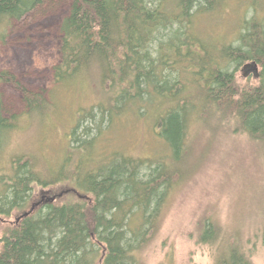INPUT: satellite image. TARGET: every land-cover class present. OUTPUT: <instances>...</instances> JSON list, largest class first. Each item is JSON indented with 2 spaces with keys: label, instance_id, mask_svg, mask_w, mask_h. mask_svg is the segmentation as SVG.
Listing matches in <instances>:
<instances>
[{
  "label": "trees",
  "instance_id": "16d2710c",
  "mask_svg": "<svg viewBox=\"0 0 264 264\" xmlns=\"http://www.w3.org/2000/svg\"><path fill=\"white\" fill-rule=\"evenodd\" d=\"M45 1L0 0V41L12 21ZM225 3L73 0L60 25L54 82L73 89L86 83L102 98L80 114L70 134L67 160L78 152L81 164L69 172L67 163L56 176L42 178L31 158L13 157L9 171L2 168L3 147L19 117L4 115L0 92V218L29 211L38 185H68L20 221L4 225L0 264H146L143 252L154 242L171 192L186 174L180 164L191 123L202 115L214 113L262 144L264 153V0L243 2L245 11L233 26L236 37L208 43L196 25ZM249 63L258 66L256 83H240L238 73ZM0 83L21 91L30 116L50 109V101L11 72L0 71ZM127 114L151 116L153 132L168 153L142 158L117 151L83 166L84 152L93 154L100 133ZM260 238L264 242V224L246 241L209 218L198 227V242L214 248V264H255Z\"/></svg>",
  "mask_w": 264,
  "mask_h": 264
},
{
  "label": "rangeland",
  "instance_id": "374dc122",
  "mask_svg": "<svg viewBox=\"0 0 264 264\" xmlns=\"http://www.w3.org/2000/svg\"><path fill=\"white\" fill-rule=\"evenodd\" d=\"M244 1L248 0H226L219 12L197 23V31L201 30L212 44L223 43L230 35L236 37L238 30L233 26L237 16L245 11ZM72 2L45 1L23 19L12 21L6 40L0 41V71L11 72L22 85L51 104L44 116L41 112L30 116L21 91L13 84L0 83L4 115L19 117L10 141L3 147L5 171H9L12 158L19 156L36 162V171L42 178L52 173L56 176L67 163L69 172L81 164L78 152H72L77 154L73 160H67L73 149L70 134L78 125L80 114L102 96L86 83L73 89L54 82L53 67L60 54V25ZM244 72L242 67L237 76L240 83L247 80L256 83L253 71ZM196 121L191 123L190 144L180 164L186 171L185 177L179 179L171 192L161 229L143 252L146 264H214L213 246L198 242V227L205 218L214 220L225 232L241 233L244 241L248 237L255 239V233L263 227V145L246 133L235 132L233 125L222 122L214 113L202 115ZM153 130L157 133L149 115L127 114L117 118L100 133L93 154L84 152L83 166L94 163L101 154L112 156L117 151L142 158L163 156L168 149ZM65 188H68L65 183L36 186L25 210L41 195L48 198ZM21 214L0 218L5 219L0 220V237L4 225ZM257 243L253 260L255 264H264V242L260 238Z\"/></svg>",
  "mask_w": 264,
  "mask_h": 264
},
{
  "label": "flooded vegetation",
  "instance_id": "af4514ba",
  "mask_svg": "<svg viewBox=\"0 0 264 264\" xmlns=\"http://www.w3.org/2000/svg\"><path fill=\"white\" fill-rule=\"evenodd\" d=\"M252 71H253V70L249 67L248 69H246V71H245L244 73L251 74ZM44 196H45V195H41L40 199H39L38 201L34 202V205H35V206H39V205L42 204L43 202L50 200L49 197H48V199H46Z\"/></svg>",
  "mask_w": 264,
  "mask_h": 264
},
{
  "label": "water",
  "instance_id": "95a60500",
  "mask_svg": "<svg viewBox=\"0 0 264 264\" xmlns=\"http://www.w3.org/2000/svg\"><path fill=\"white\" fill-rule=\"evenodd\" d=\"M246 67H249V65H246ZM254 68H255V71L257 72L258 71L257 65H254ZM51 199H54V197ZM34 208H35V205H33L29 211H25L19 217H16V222L20 221L23 217L27 216L30 211L34 210Z\"/></svg>",
  "mask_w": 264,
  "mask_h": 264
},
{
  "label": "bare ground",
  "instance_id": "6f19581e",
  "mask_svg": "<svg viewBox=\"0 0 264 264\" xmlns=\"http://www.w3.org/2000/svg\"><path fill=\"white\" fill-rule=\"evenodd\" d=\"M248 65H249V67L253 70L254 75L257 76V72H258V71H257V72L255 71L254 64L249 63ZM255 65H256V64H255ZM243 69L246 71V68H245V67H243ZM257 69H258V66H257ZM185 160H187V159H185Z\"/></svg>",
  "mask_w": 264,
  "mask_h": 264
}]
</instances>
